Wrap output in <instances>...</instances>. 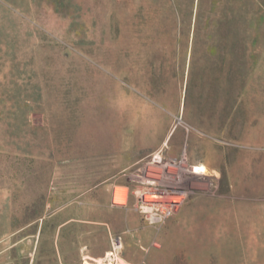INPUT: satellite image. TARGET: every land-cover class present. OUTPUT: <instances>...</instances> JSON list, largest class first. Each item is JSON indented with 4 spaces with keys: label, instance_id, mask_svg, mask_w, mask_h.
<instances>
[{
    "label": "rangeland",
    "instance_id": "obj_1",
    "mask_svg": "<svg viewBox=\"0 0 264 264\" xmlns=\"http://www.w3.org/2000/svg\"><path fill=\"white\" fill-rule=\"evenodd\" d=\"M152 187L185 198L145 264H264V0H0V251Z\"/></svg>",
    "mask_w": 264,
    "mask_h": 264
},
{
    "label": "crops",
    "instance_id": "obj_2",
    "mask_svg": "<svg viewBox=\"0 0 264 264\" xmlns=\"http://www.w3.org/2000/svg\"><path fill=\"white\" fill-rule=\"evenodd\" d=\"M169 138L161 144L162 148L167 146ZM138 160L139 157L130 158L126 168ZM116 163L110 172L123 171L121 161ZM113 178L102 182L105 191L114 186L109 184ZM80 198L81 201L67 202L49 215L50 220L57 221L53 229L43 228L40 224L33 234L1 250L0 264H104L113 234H120L125 240V261L130 264L147 262L153 240L152 226L132 205L121 207L109 195L93 197L83 194ZM62 215L64 217L60 219ZM28 243L31 244L30 250L24 251L22 245Z\"/></svg>",
    "mask_w": 264,
    "mask_h": 264
},
{
    "label": "bare ground",
    "instance_id": "obj_3",
    "mask_svg": "<svg viewBox=\"0 0 264 264\" xmlns=\"http://www.w3.org/2000/svg\"><path fill=\"white\" fill-rule=\"evenodd\" d=\"M157 158V157H156ZM158 159V158H157ZM160 163V162H157ZM161 173V179L164 183L173 184L174 186L180 182L181 178L186 176V173L183 174V170L179 167H173L167 169L160 163L159 168ZM209 170L205 164H200L195 166V170L193 174H208ZM183 176V177H181ZM152 183V181H151ZM145 192V191H144ZM184 195L182 191H174V190H164L156 187H152L147 192L141 195L142 200L148 206V211L151 212L153 210H168V209H178L177 204L184 200ZM114 200L121 204H125L127 201V192L126 189L118 188L114 193ZM184 197V198H183ZM187 197V196H186ZM183 198V199H182ZM176 209V210H177ZM184 238V237H183Z\"/></svg>",
    "mask_w": 264,
    "mask_h": 264
},
{
    "label": "built area",
    "instance_id": "obj_4",
    "mask_svg": "<svg viewBox=\"0 0 264 264\" xmlns=\"http://www.w3.org/2000/svg\"><path fill=\"white\" fill-rule=\"evenodd\" d=\"M155 156V162H160L163 166H165L167 169L173 168V167H179V164L174 161H167L163 163L162 158ZM160 163H157V167L159 168ZM180 168V167H179ZM195 170V166L191 170L192 173ZM187 171V170H186ZM183 193V192H182ZM184 194V193H183ZM138 203L139 207L138 210L144 215L145 220L151 224V225H162L172 214H175L179 209H168V210H153L151 212L146 211L143 209V204L138 196ZM182 202L177 204V207H181ZM124 238L120 234H113L111 235V241H110V251L107 253V259L105 260L104 264H130L127 261L124 260Z\"/></svg>",
    "mask_w": 264,
    "mask_h": 264
}]
</instances>
